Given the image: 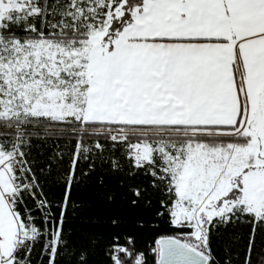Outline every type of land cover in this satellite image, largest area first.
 <instances>
[{
	"label": "snow or ice",
	"instance_id": "obj_1",
	"mask_svg": "<svg viewBox=\"0 0 264 264\" xmlns=\"http://www.w3.org/2000/svg\"><path fill=\"white\" fill-rule=\"evenodd\" d=\"M0 264H264V0H0Z\"/></svg>",
	"mask_w": 264,
	"mask_h": 264
}]
</instances>
